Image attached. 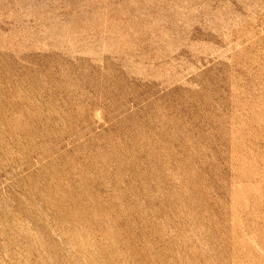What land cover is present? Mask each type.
Instances as JSON below:
<instances>
[{"label":"rangeland","instance_id":"obj_1","mask_svg":"<svg viewBox=\"0 0 264 264\" xmlns=\"http://www.w3.org/2000/svg\"><path fill=\"white\" fill-rule=\"evenodd\" d=\"M0 264H264V0H0Z\"/></svg>","mask_w":264,"mask_h":264}]
</instances>
